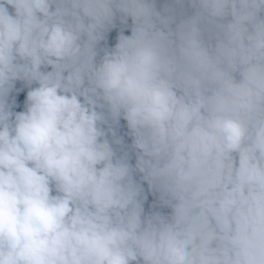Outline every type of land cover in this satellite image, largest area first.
<instances>
[{"label":"clouds","instance_id":"clouds-1","mask_svg":"<svg viewBox=\"0 0 264 264\" xmlns=\"http://www.w3.org/2000/svg\"><path fill=\"white\" fill-rule=\"evenodd\" d=\"M0 264H264V0H0Z\"/></svg>","mask_w":264,"mask_h":264}]
</instances>
